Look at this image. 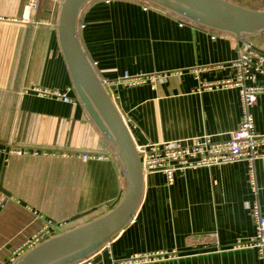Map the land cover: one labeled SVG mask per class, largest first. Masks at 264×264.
Wrapping results in <instances>:
<instances>
[{
    "label": "crops",
    "instance_id": "1",
    "mask_svg": "<svg viewBox=\"0 0 264 264\" xmlns=\"http://www.w3.org/2000/svg\"><path fill=\"white\" fill-rule=\"evenodd\" d=\"M27 1L0 0V264H12L46 221L74 228L111 210L124 192L121 170L78 100L60 48L55 24L62 0H40L37 10L27 9ZM231 1L264 8V0ZM145 5L93 0L79 22L102 79L174 72L156 89L112 86L135 143L189 142L204 134L228 139L243 108L240 88L223 83L235 76L230 64L239 47L249 41L264 50L263 33L239 40ZM205 82L213 86L201 87ZM35 86L67 91L73 100L38 95ZM252 113L264 135V93ZM64 150L106 158L60 156ZM255 171L256 193L245 161L179 170L171 184L162 172L149 175L132 221L77 264L132 256H150L134 264H264L257 248L236 246L257 236L251 205L258 201L264 213V157Z\"/></svg>",
    "mask_w": 264,
    "mask_h": 264
},
{
    "label": "water",
    "instance_id": "2",
    "mask_svg": "<svg viewBox=\"0 0 264 264\" xmlns=\"http://www.w3.org/2000/svg\"><path fill=\"white\" fill-rule=\"evenodd\" d=\"M93 0H62L55 28L78 100L103 136L120 168L124 192L101 216L64 230L19 256L12 264H77L98 252L133 219L145 177L132 133L105 87L79 36L80 15ZM181 19L239 40L264 32V8L231 0H142Z\"/></svg>",
    "mask_w": 264,
    "mask_h": 264
},
{
    "label": "built area",
    "instance_id": "3",
    "mask_svg": "<svg viewBox=\"0 0 264 264\" xmlns=\"http://www.w3.org/2000/svg\"><path fill=\"white\" fill-rule=\"evenodd\" d=\"M39 4L40 0H28L26 8L37 10ZM154 6L153 4L146 3L144 8L148 9ZM215 36L214 34L213 37ZM93 65L95 66V64ZM230 66L235 69V76L228 78L223 84L235 85L240 88L243 114L239 126L230 132L228 139L223 141L213 140L211 135L204 134L203 136L193 138L189 142L169 141L146 145L136 144L137 150L140 153L145 179L155 172H162L167 176L168 182L171 184L174 181L175 173L179 170L213 167L237 161H245L248 166L250 185L256 193L255 162L260 157H264V152L261 151L262 146H264V135H260L256 131L252 108L257 103L259 95L264 93V83H257L258 76H264V50L255 47L248 41L245 45L239 47L238 57L231 62ZM173 73L130 74L126 72L117 79L109 80L104 78L102 80L112 99L115 101L117 96L111 89L114 85L123 84L134 87L142 84H150L153 89H156L160 80L168 79ZM249 81L251 84H248ZM212 86L213 84L207 82L201 84V87ZM33 90L41 96L57 98L65 102L73 100L67 91L39 86L33 87ZM69 90L70 88H68ZM15 152L22 153V150L17 149ZM59 155L63 157L78 155L83 159L106 158L104 154L87 151L72 152L64 150L59 152ZM250 210L251 216L257 226V236L250 242H241L236 246L255 247L258 249L259 255L264 257V213L261 211L258 201H255L251 205ZM66 226L67 224H54L46 221L40 230L35 232L22 247L15 251L12 261L14 262L19 256L48 238L67 230ZM148 258L150 256H132L116 264H134Z\"/></svg>",
    "mask_w": 264,
    "mask_h": 264
},
{
    "label": "rangeland",
    "instance_id": "4",
    "mask_svg": "<svg viewBox=\"0 0 264 264\" xmlns=\"http://www.w3.org/2000/svg\"><path fill=\"white\" fill-rule=\"evenodd\" d=\"M258 36V34H256V35H252V36H248L249 38H252V37H257Z\"/></svg>",
    "mask_w": 264,
    "mask_h": 264
},
{
    "label": "trees",
    "instance_id": "5",
    "mask_svg": "<svg viewBox=\"0 0 264 264\" xmlns=\"http://www.w3.org/2000/svg\"><path fill=\"white\" fill-rule=\"evenodd\" d=\"M140 1H142V0H140ZM142 2H144V1H142ZM145 3H147V2H145Z\"/></svg>",
    "mask_w": 264,
    "mask_h": 264
}]
</instances>
